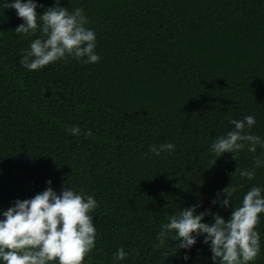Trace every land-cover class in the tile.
Here are the masks:
<instances>
[{"label":"trees","instance_id":"16d2710c","mask_svg":"<svg viewBox=\"0 0 264 264\" xmlns=\"http://www.w3.org/2000/svg\"><path fill=\"white\" fill-rule=\"evenodd\" d=\"M44 8L56 0H37ZM82 8L94 30L100 60L70 56L38 70L20 60L31 40L17 33L22 19L0 0V209L32 198L49 185L92 195L94 249L84 264H185L175 241L157 236L183 207H212L227 220L231 207L210 201L238 186L233 207L253 185L264 187V167L252 180L256 153L216 158L210 145L253 115L252 134L264 137V0H60ZM39 23V21H38ZM79 126V135L67 129ZM91 135H87L88 132ZM173 143L155 155L150 146ZM215 161V162H214ZM204 222H212L206 216ZM264 264V214L256 226ZM197 238L187 264H212Z\"/></svg>","mask_w":264,"mask_h":264},{"label":"clouds","instance_id":"9594fccd","mask_svg":"<svg viewBox=\"0 0 264 264\" xmlns=\"http://www.w3.org/2000/svg\"><path fill=\"white\" fill-rule=\"evenodd\" d=\"M10 7L22 19L15 31L23 35L35 34L39 28L42 37L31 40L24 51L20 63L28 70H38L62 60L67 56L84 64H94L100 60L95 51L96 34L86 27L88 19L82 8L69 10L56 0L54 6L38 12L42 5L37 0H9ZM39 21V23H38ZM233 128L226 134L215 137L210 149L216 158L225 153L236 160L242 150L256 153L253 168L235 172L241 178L252 180L257 168L264 167V137L251 133L256 124L253 115L242 119H232ZM67 131L79 135V126ZM87 135H91L89 131ZM171 142L158 147L150 146L155 155L174 152ZM215 162V161H214ZM49 186L32 198L17 199L6 210L0 209V264H84L85 257L94 249L96 226L91 214L97 207L92 195H84L69 187L59 194ZM238 186H228L218 190L210 201L211 206L221 209L231 207V215L225 218L212 212V207L197 211L199 205L183 207L177 215L168 217L157 236L160 245L167 238L175 241L176 252L183 251L182 259L187 264L188 255L196 245L197 238L208 245L212 264H251L260 252V234L257 224L264 214V187L253 185L243 195L240 206L233 207L232 197ZM211 216L210 223L204 222ZM123 248L113 255V264H119L127 257Z\"/></svg>","mask_w":264,"mask_h":264}]
</instances>
